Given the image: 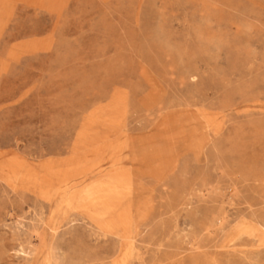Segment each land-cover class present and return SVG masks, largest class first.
<instances>
[{
  "label": "rangeland",
  "instance_id": "obj_1",
  "mask_svg": "<svg viewBox=\"0 0 264 264\" xmlns=\"http://www.w3.org/2000/svg\"><path fill=\"white\" fill-rule=\"evenodd\" d=\"M0 264H264V0H0Z\"/></svg>",
  "mask_w": 264,
  "mask_h": 264
}]
</instances>
